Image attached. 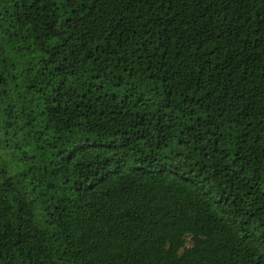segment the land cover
<instances>
[{"label":"trees","instance_id":"trees-1","mask_svg":"<svg viewBox=\"0 0 264 264\" xmlns=\"http://www.w3.org/2000/svg\"><path fill=\"white\" fill-rule=\"evenodd\" d=\"M0 264H264V0H0Z\"/></svg>","mask_w":264,"mask_h":264}]
</instances>
